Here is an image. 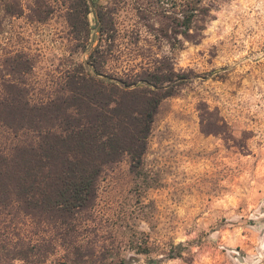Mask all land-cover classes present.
<instances>
[{
	"label": "rangeland",
	"instance_id": "obj_1",
	"mask_svg": "<svg viewBox=\"0 0 264 264\" xmlns=\"http://www.w3.org/2000/svg\"><path fill=\"white\" fill-rule=\"evenodd\" d=\"M14 1L21 16L6 12ZM92 1L116 21L123 54L112 68L168 55L195 76L161 104L140 171L125 157L100 179L80 226L85 261L264 264V0H219L202 40L179 36L175 53L161 33L174 0H0V67L8 53H27L33 96H50L93 47L69 22L76 16L82 27ZM89 21L94 28V13ZM202 115L223 119L225 132L206 133ZM0 136L6 141L1 128Z\"/></svg>",
	"mask_w": 264,
	"mask_h": 264
},
{
	"label": "trees",
	"instance_id": "obj_2",
	"mask_svg": "<svg viewBox=\"0 0 264 264\" xmlns=\"http://www.w3.org/2000/svg\"><path fill=\"white\" fill-rule=\"evenodd\" d=\"M218 1H171L169 29L161 30L171 52L182 49L179 36L202 40ZM13 4L6 5L7 14L21 16V3ZM84 20L80 27L78 17H69L93 47L83 50L86 59L69 67L50 96L32 94L30 55L8 53L2 60L0 128L7 136L0 138V264H49L58 253L57 264H89L79 233L96 206L100 179L125 157L133 172L140 171L161 104L195 76L178 70L168 55H155L139 68H112L116 52L123 54L116 51L113 13L92 1ZM202 125L206 133L221 134L226 123L202 115Z\"/></svg>",
	"mask_w": 264,
	"mask_h": 264
}]
</instances>
